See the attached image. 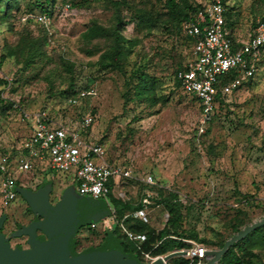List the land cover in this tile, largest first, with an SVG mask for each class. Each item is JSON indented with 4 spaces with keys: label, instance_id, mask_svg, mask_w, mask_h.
Returning a JSON list of instances; mask_svg holds the SVG:
<instances>
[{
    "label": "rangeland",
    "instance_id": "1",
    "mask_svg": "<svg viewBox=\"0 0 264 264\" xmlns=\"http://www.w3.org/2000/svg\"><path fill=\"white\" fill-rule=\"evenodd\" d=\"M177 1L180 8L174 13L167 0H0V70L14 78L10 99L0 98V160L19 152L31 134L22 110H46L56 123L70 127L81 120L79 114L91 113L94 124L87 140L101 141L108 161L126 172L115 182L114 194L132 203L146 192L153 202L177 200L183 204L182 229L213 243H205L209 249H219L214 244L235 235L236 226L243 229L264 218V62L256 76L224 96L215 116L203 123L198 100L175 76L193 51L177 26L179 13L192 12L191 6L209 0ZM227 3L233 14L229 31L247 39L264 17V0ZM39 14H46L47 21L40 22ZM117 16L123 19L124 37L131 40L122 59L124 69L142 67L155 79L153 90L143 95L126 84L106 55ZM90 28L106 31L87 38ZM72 83L77 89L94 87L97 95L70 104L62 92ZM35 173L20 174V184L35 187L52 179L54 202L74 182L72 172L52 177ZM150 174L155 184L146 182ZM164 206L149 207L155 228H163L169 217ZM3 213L9 218L6 231L16 220L26 223L30 218L24 201L4 204L0 194ZM105 231L103 223L94 230L82 228L78 249L100 245ZM261 236L258 264H264ZM233 252L244 257L240 250ZM127 259V264H154L136 254Z\"/></svg>",
    "mask_w": 264,
    "mask_h": 264
},
{
    "label": "built area",
    "instance_id": "2",
    "mask_svg": "<svg viewBox=\"0 0 264 264\" xmlns=\"http://www.w3.org/2000/svg\"><path fill=\"white\" fill-rule=\"evenodd\" d=\"M225 0H209L198 11L196 17L183 25L185 34L194 40L192 56L184 68L177 72V79L183 89L195 96L201 106L202 122L210 121L216 113L217 93L227 96L240 88L244 80L254 78L260 65L264 62V19L252 31L248 38L241 40L234 47L231 33L227 27ZM40 22L47 21L46 14H39ZM236 74L235 77L223 83L221 78ZM0 79L6 83L0 84V98L7 102L14 78L0 70ZM97 95L94 87L77 89L75 96L69 99L70 104L77 105L87 97ZM23 117L31 123L32 132L21 144L19 152L4 155L0 160V194L4 204L13 203L18 195L16 187L20 174L36 171L43 173L72 172L77 191L94 198L105 199L111 206V215L98 223L89 225L97 229L101 223L104 229H112L117 223L116 210L110 201V182H116L126 172L120 166L108 161V149L99 142H89L90 128L94 124L91 114L81 117L75 127L56 123L46 110L27 112L22 110ZM48 170V172H46ZM35 176V175H34ZM148 184H155L153 175L146 178ZM151 192H146L142 199V207L131 215L149 222V207L152 204ZM130 215H126L120 223L122 233L127 240L141 251L144 259L154 262L166 254H153L145 251L143 243L147 240L145 233L132 231L124 223ZM187 248L175 249L185 251L187 263L204 264L207 262V248L204 244L192 239H183ZM176 258V257H174ZM173 259V258H172ZM165 264H176L171 260Z\"/></svg>",
    "mask_w": 264,
    "mask_h": 264
},
{
    "label": "water",
    "instance_id": "3",
    "mask_svg": "<svg viewBox=\"0 0 264 264\" xmlns=\"http://www.w3.org/2000/svg\"><path fill=\"white\" fill-rule=\"evenodd\" d=\"M53 190L52 180L42 183L37 190L16 187L36 219L9 237L0 233V264H127V260L132 261L127 259L130 254L125 253L113 229L106 230L107 236L100 245L82 250L77 247L76 237L82 228L101 222L111 215V206L105 199L81 194L75 184H70L64 188L60 199L53 203ZM6 218V215L0 217V230ZM262 226L264 218L227 239L222 248L208 249L207 262L204 264H217L230 247ZM38 231L42 234L39 235ZM22 236L28 237L29 248L21 245L13 248L10 239ZM181 255H186V252H171L153 263L165 264V261Z\"/></svg>",
    "mask_w": 264,
    "mask_h": 264
},
{
    "label": "trees",
    "instance_id": "4",
    "mask_svg": "<svg viewBox=\"0 0 264 264\" xmlns=\"http://www.w3.org/2000/svg\"><path fill=\"white\" fill-rule=\"evenodd\" d=\"M39 1L42 2L43 0H39ZM167 3L170 9L174 11V13H177V11H179L180 5L177 0H167ZM206 3L196 5V6H191L192 12L179 13L182 16V19H180L181 21L180 25L177 26L178 32H180L181 35L187 38V40L191 43L192 48L194 46L195 40L191 36L185 34L183 30V25L186 21L194 19L196 15L198 14V11L202 9ZM225 5H226L225 14H226L227 26H228L229 21H233V14L231 13L227 0H225ZM42 12H45L48 14L49 9L46 8V6H43ZM259 22H257V25L259 24ZM257 25L255 26V28L257 27ZM122 26H123V19L121 18V16H117V25L111 31L112 36L114 37L113 44L111 45L106 55H108V57H110L111 59L110 65H113L116 69L119 70L121 74H123L126 80V84L129 87H132V89H134L135 93H137L138 95H143L144 93H147L150 90H153L155 79L148 72H146L145 69H142V67L135 68L131 71H127L124 69L125 65L122 64V59H124L126 57V54L128 53V49H129L128 44L131 43V40H127L124 37L123 32H122L123 31ZM254 29L252 31H254ZM105 31L106 30L104 29L102 30L100 28H90V30L87 33V36H88L87 38L98 37L102 35V33H104ZM230 33H231V38H232L234 47L236 48L237 46L240 45L241 40H239L236 36H234L232 31H230ZM183 68L184 66H180L179 68H177L175 72L176 79H177V72ZM235 76L236 74H231L228 77L221 78V80L223 83H226L229 79ZM177 81L181 85V82L178 79ZM244 81L242 82L241 86H243ZM5 83L6 81L4 79H0L1 85H4ZM0 93H1V90H0ZM76 93H77V88L75 84L72 83L71 85L68 86V88L65 91L62 92V95H64L66 100H69L72 96H75ZM223 98L224 96L220 92H218L217 93V107H218V103L220 101H223ZM83 115L84 113L79 114L78 117L81 119ZM18 185H20V182H18ZM109 185L111 189L110 194H109L110 201L115 207L116 216H117V223L113 226L112 229H113L114 235L121 241V244L126 252H129L130 254H133V255L136 254L140 260L144 259L141 251H139L134 244L129 242L126 236L121 231L120 223L123 221L126 215H130V216H128L124 220V223L132 231L137 232V233H145L147 235V240L143 243V249L145 251H152L153 254L155 255L167 254L175 249L187 248L188 244L183 239H192L199 243L204 244L207 248H210L205 244V243H210V242H208L206 239H200L196 232L187 233L185 230L182 229L183 228L182 227L183 204L178 203L177 200L171 201L168 199L160 198V202L152 201L153 203L150 205V207H153V206L159 207L160 204L164 202L165 203L164 208L167 211L166 216H169L168 219H166V222L163 228L158 229L150 224V220L148 223H145L142 220L135 218L131 215L135 210L142 207L143 198H141L138 203H132L128 201L127 199L120 197V196H116L114 194L115 182L113 180L110 182ZM155 199L158 200L159 199L158 196L155 197ZM151 212H152V209L149 210V219L151 216ZM88 229H91V228L88 226ZM240 230L241 229L238 226L235 227L236 233L239 232ZM263 230H264V226L257 228L254 231H252L249 235H247L244 239L234 244L232 247L229 248V250L226 252V254L220 259V261L217 264H226L228 257L232 255H233L232 259L231 260L229 259L228 260L229 262L227 264H232V263L233 264H258L257 260L259 259V256H260L259 253L257 252V248H258L257 246H259V242H260L258 237L262 235L260 239L262 241L264 240V234L262 232ZM106 236H107V231H105V234L102 238V242L105 240ZM225 241L226 240H223L222 242H219L218 244H214V246H218V248L220 249L223 247ZM210 244H213V243H210ZM77 246H78V239H77ZM234 249L240 250L243 253L244 257L242 258V257H239L233 254ZM171 261L176 264L188 262V260L184 257H176V258H173Z\"/></svg>",
    "mask_w": 264,
    "mask_h": 264
},
{
    "label": "flooded vegetation",
    "instance_id": "5",
    "mask_svg": "<svg viewBox=\"0 0 264 264\" xmlns=\"http://www.w3.org/2000/svg\"><path fill=\"white\" fill-rule=\"evenodd\" d=\"M48 174H50L51 175V177L53 176V174L54 173H48ZM46 176H48V175H46ZM49 180H52V179H45V180H43V182H41V183H39V184H36V186L35 187H33V186H31V185H24V187H28V188H30V189H32V190H37L38 188H39V186L42 184V183H44V182H47V181H49ZM53 181V180H52ZM74 184V183H73ZM18 186H22L21 184L20 185H18ZM53 186H54V182H53ZM54 191V190H53ZM53 193V192H52ZM52 195V194H51ZM18 199H21L22 201H24L26 204H27V212H28V214H29V219H28V221L26 222V223H24V222H20L19 220H16L15 221V227L14 228H12L10 231H6L5 230V226H6V223L8 222V215L6 214V213H3V214H1L0 215V217L2 216V215H6L7 216V218H6V220H5V223H4V226H3V228L0 230V233H4V234H6V236L7 237H9L13 232H15V231H17L18 229H20L21 227H23V226H25V225H29L34 219H36V215L30 210V207H29V205H28V203H27V201L18 193V195H17V198H16V200H18ZM60 199V198H59ZM15 200V201H16ZM14 201V202H15ZM51 201L53 202V203H56V202H54L53 200H52V198H51ZM58 201V200H57ZM41 218V217H40ZM38 234L39 235H41L42 233L40 232V231H38ZM15 239H19L20 240V242H14V240ZM27 239H28V237L27 236H22V237H14V238H11L10 239V244H11V246L14 248L15 246H17V245H21L23 248H29V245H28V243H27ZM78 247V246H77Z\"/></svg>",
    "mask_w": 264,
    "mask_h": 264
},
{
    "label": "crops",
    "instance_id": "6",
    "mask_svg": "<svg viewBox=\"0 0 264 264\" xmlns=\"http://www.w3.org/2000/svg\"><path fill=\"white\" fill-rule=\"evenodd\" d=\"M30 132H32V125H31V131Z\"/></svg>",
    "mask_w": 264,
    "mask_h": 264
}]
</instances>
